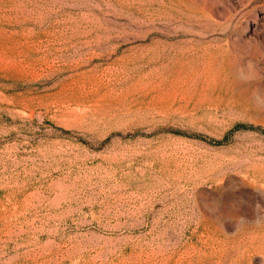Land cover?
<instances>
[{"label": "rangeland", "instance_id": "obj_1", "mask_svg": "<svg viewBox=\"0 0 264 264\" xmlns=\"http://www.w3.org/2000/svg\"><path fill=\"white\" fill-rule=\"evenodd\" d=\"M0 264H264V0H0Z\"/></svg>", "mask_w": 264, "mask_h": 264}]
</instances>
